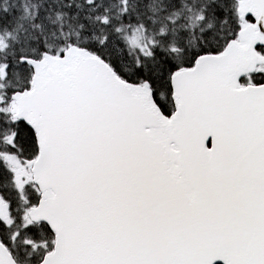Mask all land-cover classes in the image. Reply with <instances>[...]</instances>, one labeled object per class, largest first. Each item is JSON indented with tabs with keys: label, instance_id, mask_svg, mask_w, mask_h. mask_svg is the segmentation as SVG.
<instances>
[{
	"label": "snow or ice",
	"instance_id": "obj_1",
	"mask_svg": "<svg viewBox=\"0 0 264 264\" xmlns=\"http://www.w3.org/2000/svg\"><path fill=\"white\" fill-rule=\"evenodd\" d=\"M0 264H264V0H0Z\"/></svg>",
	"mask_w": 264,
	"mask_h": 264
}]
</instances>
